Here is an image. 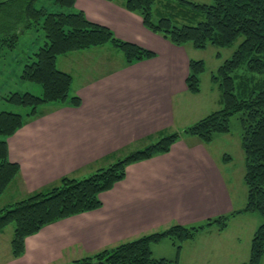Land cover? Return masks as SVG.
I'll return each mask as SVG.
<instances>
[{
    "label": "crops",
    "instance_id": "0c3cea01",
    "mask_svg": "<svg viewBox=\"0 0 264 264\" xmlns=\"http://www.w3.org/2000/svg\"><path fill=\"white\" fill-rule=\"evenodd\" d=\"M76 7L89 20L108 26L123 40L154 50L157 56L100 76L83 74L78 64L82 65L81 57L95 60L88 53L103 55L113 49L110 45L58 58L59 67L73 75V90L82 98V105L59 107L27 122L8 138L9 158L21 168L23 192L45 189L65 175L84 178L92 172L95 162L112 152L151 140L159 132L184 129L203 116L196 119L191 108H182L195 97L186 83L192 46L171 43L147 28L139 14L119 3L76 0ZM27 46L32 50L35 44L29 42ZM24 58L25 55L16 54L8 65L13 68L6 71L14 77L9 80L20 81L22 88L10 85L4 94L22 90L40 92L39 85L21 82ZM161 94L165 96L161 98ZM228 134L216 135L209 144L183 135L168 153L129 164L125 179L100 194L101 208L53 222L29 235L25 253L20 257L12 256L14 229L7 227L0 234V264H66L173 223L196 224L235 211L236 197L221 167V160H226L228 153L217 152L214 147L218 139L228 141ZM88 168L91 169L87 171ZM245 203L246 200L244 206ZM256 215L241 213L230 224L237 218L259 224L262 220ZM230 224L225 230L208 228L185 242L180 264L245 263L255 227L233 234ZM244 236L247 239L242 246ZM227 242L245 247V251L233 253ZM153 251L157 257H176L175 245L168 240L156 244Z\"/></svg>",
    "mask_w": 264,
    "mask_h": 264
},
{
    "label": "trees",
    "instance_id": "16d2710c",
    "mask_svg": "<svg viewBox=\"0 0 264 264\" xmlns=\"http://www.w3.org/2000/svg\"><path fill=\"white\" fill-rule=\"evenodd\" d=\"M139 14L144 25L179 46L191 44L197 49L209 45L232 47L239 43L232 56L225 59L212 74L218 84L222 108L212 111L179 131L160 133L149 143L127 153L109 166L85 178L66 175L49 188L31 193L26 198L0 209V234L11 224L13 257L25 253V240L53 222L100 208V194L125 179L127 166L168 153L183 135L209 144L216 135L231 131V117L241 112V144L245 156L244 184L246 203L242 209L218 215L203 222L169 226L122 241L66 264H180L183 245L204 230L215 227L225 230L231 219L241 213L264 216V0H109ZM38 31L35 47L25 48L21 73L23 82L39 85L40 92L11 91L5 99L27 108L0 112V198L17 178L20 165L9 158L8 138L30 119L43 115L47 105L78 107L81 97L73 90V75L58 65L62 55L87 49L113 46L122 55V66L157 56L154 50L119 38L108 26L93 22L76 7V0H0V48L6 44L16 48L28 32ZM220 56V54H218ZM243 64L255 76L251 89L236 93L233 74ZM207 70L203 59L190 58L186 79L191 93L202 90V77ZM229 154L225 159H231ZM168 239L176 248V257H157L153 247ZM264 257V222L255 230L250 255L243 264H262Z\"/></svg>",
    "mask_w": 264,
    "mask_h": 264
},
{
    "label": "rangeland",
    "instance_id": "374dc122",
    "mask_svg": "<svg viewBox=\"0 0 264 264\" xmlns=\"http://www.w3.org/2000/svg\"><path fill=\"white\" fill-rule=\"evenodd\" d=\"M196 1L206 2V3H212L213 2V0H196ZM38 31L33 32L31 30V32L26 33L24 35L23 39H21V41L19 42L18 46L14 49L8 47L6 44H4L5 47L0 48V56H1L0 57V72H2V73H0V112L4 111V110H15V111H21L23 113H26L28 111L27 108L17 107L15 105L11 104L10 102H8L5 99V96L8 95V92L5 94L3 92H5V89L8 88L10 85L12 87L18 86V85L21 87L20 81L14 82L13 80H9L10 77L11 78H14V77L12 75H9L8 72L6 73V71L11 70L13 68L12 67L10 69V67L8 66L10 63V59L15 58L16 54L19 55L20 57H22L24 55L23 50L26 47H28L27 44L30 42V44L32 45L33 39H37ZM38 41H40V40H38ZM241 41H242V38H239L237 40V42L232 47H224V48L223 47H217L214 45H209L208 47H206L204 49H197L194 47H192L190 49V47H189V50H190L189 54L191 56L190 58L203 59V60H205V62L207 64V70L202 77V91L199 94H195V97H193V98L191 97V99H189L188 103L186 104V107L185 106L182 107L184 109H186V108L190 109L191 108L190 110H192V112L194 114H196L195 115L196 119L198 117H200V115H203L202 117H204L207 114L211 113L212 111H215V110L222 108L223 105L220 101L221 92H220L218 84L213 82L212 74L217 71L218 67L221 65V63L225 59L232 56L233 52L235 51V49L237 48V46L239 45V43ZM42 43L40 41L39 44L36 45V47L38 48L40 46V44H42ZM189 45L191 46V44H189ZM97 48L100 49L101 47H97ZM112 48L114 50L109 49V51L104 53L103 55L101 53H88V56L89 55L94 56L95 60L86 59L84 57H81L80 62L82 63V65L78 64V67L81 68L82 72H84L83 74L91 72L92 76H100L101 73L114 72L116 70H120V69L129 67L130 65L122 66V55H121L120 51L116 47L112 46ZM92 49H95V48H92ZM88 50H90V49H88ZM115 50L118 52V54H119L118 56H117V53ZM218 54H220V56H218ZM84 55L87 56V53ZM101 56H103V61H100ZM6 62H8V64ZM233 74L236 76V81H237L236 93H241V95H242L243 94L242 90H244L243 87H247L249 89H251L253 87L254 81H255V76L248 69L246 64H243ZM21 82H23V81H21ZM22 91H25V90H22ZM162 92H164V91H162ZM163 96H165V95L164 94L160 95L161 98H163ZM186 102H187L186 100L183 101L184 105ZM204 102H206V105H204ZM81 105H82V102H81ZM80 106H78V107H80ZM59 107H64V106L53 107L52 105H47L45 107H42L43 111H45V113L43 115H39L38 117H34L33 119H30L29 121L35 120V119L43 117L47 114H50V113L54 112L55 110H57ZM67 107H69V106H67ZM181 110H183V109H181ZM241 116H242V113L239 112V113L234 114L231 117V121H230L231 131L228 134V139H227L228 141H226L224 139H218L214 145V147L216 149H218L217 152L225 151L230 155V157H232L231 159H233L232 163L228 162V161H230V159H226V160L222 159L221 160V167H222L227 179L230 181L231 190L233 191V194L236 197V201H237V205H238V208L236 210L242 209L244 207L243 202L246 200V197H245L246 189H245V186L243 183V175H244V171H245V156H244V150H243V147L241 144V133H242ZM201 118H199V119H201ZM170 131H179V130L172 128L171 130H168V131L159 132L154 136L153 139L157 138L160 133H165V132H170ZM188 136H192V135L188 134ZM137 143H133V144H136L137 146H134L133 144H131V145L125 147L126 148L125 151L118 150L117 152H114V153L112 152L111 154H109L105 158L99 160L98 162H95L92 165V167H93L92 172L85 177L90 176L91 174H93L94 172H96L97 170H99L101 168H105V167L109 166L112 162L116 161L118 158L123 157L127 153H131L132 151L144 146V144L149 143V142L144 141L140 144L139 143L137 144ZM121 152H126V154L121 155ZM91 168H88L87 171L90 170ZM70 176L76 177L78 179L81 178V177L76 176L75 174H70ZM60 179L57 182L50 185L49 187L55 186L60 181ZM23 181L24 180H23V177L21 174V168H20V172H19L17 178L9 185V187L7 188L5 193L0 198V209L2 207H4L5 205H8V204L13 203L15 201L22 200L31 194V192L30 193L29 192H23V189H22L23 188L22 186H24ZM118 182H116L115 185ZM49 187H47V188H49ZM18 189H21L22 192H19ZM32 193H34V192H32ZM255 214H257L256 216H259V217H255V218H258V220H262V222H258L259 224L253 225L251 222H249L250 219L249 220H245V219L243 220V218L242 219L237 218L236 221H234L232 223V225L230 224L231 225L230 232L233 234H236L239 231H242L243 233H245V228L247 231L251 226H254L255 227L254 229L256 230L259 227V225L264 222V216L258 212ZM251 218H252V220H255V219H253L254 216H251ZM11 225L14 226L13 224H11ZM8 232H9V230L5 234H7ZM246 239H247V236H244L242 238V240L244 241L242 246H245V240ZM166 240H168V239H166ZM168 242H170V241L168 240ZM117 244H115V245H117ZM168 244H170V243H168ZM115 245H113V246H115ZM162 245H160L158 248H161ZM226 246H228L230 249H232L233 253H234V250H236V252L237 253L239 252L240 254L243 253L242 251H245V247H241V248L236 247L231 242H229V243L227 242ZM262 264H264V257L262 260Z\"/></svg>",
    "mask_w": 264,
    "mask_h": 264
},
{
    "label": "water",
    "instance_id": "95a60500",
    "mask_svg": "<svg viewBox=\"0 0 264 264\" xmlns=\"http://www.w3.org/2000/svg\"><path fill=\"white\" fill-rule=\"evenodd\" d=\"M101 262H99V261H97V262H95V264H100Z\"/></svg>",
    "mask_w": 264,
    "mask_h": 264
}]
</instances>
